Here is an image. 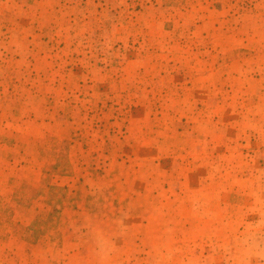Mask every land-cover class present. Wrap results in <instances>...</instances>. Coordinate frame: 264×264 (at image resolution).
<instances>
[{
	"label": "rangeland",
	"instance_id": "1",
	"mask_svg": "<svg viewBox=\"0 0 264 264\" xmlns=\"http://www.w3.org/2000/svg\"><path fill=\"white\" fill-rule=\"evenodd\" d=\"M263 26L264 0H0V264H264Z\"/></svg>",
	"mask_w": 264,
	"mask_h": 264
},
{
	"label": "crops",
	"instance_id": "2",
	"mask_svg": "<svg viewBox=\"0 0 264 264\" xmlns=\"http://www.w3.org/2000/svg\"><path fill=\"white\" fill-rule=\"evenodd\" d=\"M262 29L264 30V26L262 27ZM235 53H236V55H235L236 57L240 56L239 58H244V55L247 54L246 51H238V49L235 48V49H233V51L231 53L232 54L231 57H233V55ZM263 57H264V50L260 51V53L258 55V58L262 59ZM2 115H3V113H2Z\"/></svg>",
	"mask_w": 264,
	"mask_h": 264
}]
</instances>
